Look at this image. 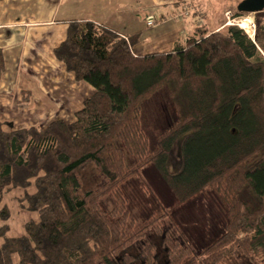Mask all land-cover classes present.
I'll use <instances>...</instances> for the list:
<instances>
[{
  "label": "trees",
  "instance_id": "obj_1",
  "mask_svg": "<svg viewBox=\"0 0 264 264\" xmlns=\"http://www.w3.org/2000/svg\"><path fill=\"white\" fill-rule=\"evenodd\" d=\"M256 14L255 39L234 24H202L173 50L144 56L134 53L139 33L72 20L55 55L95 91L73 122L8 129L0 120V206L20 188L19 207L38 216L10 236L11 210L0 207V264H222L238 252H264V11ZM164 86L178 118L150 150L141 108ZM117 141L136 157L131 166ZM150 164L180 204L207 190L220 196L224 230L199 252L165 228L161 204L144 221L130 219L122 186L145 181ZM90 166L107 179L104 191L84 187L80 173ZM102 192L116 200L110 211ZM149 228L164 260L154 242L131 250Z\"/></svg>",
  "mask_w": 264,
  "mask_h": 264
},
{
  "label": "crops",
  "instance_id": "obj_2",
  "mask_svg": "<svg viewBox=\"0 0 264 264\" xmlns=\"http://www.w3.org/2000/svg\"><path fill=\"white\" fill-rule=\"evenodd\" d=\"M192 4L191 0H0V120L8 129L76 120L95 89L77 80L55 55L72 20H92L125 36L139 33L134 53L144 56L169 52L192 33L197 25L185 31L183 20L204 12ZM151 16L157 22L153 27L147 24ZM222 27L220 23L207 28ZM22 193L18 190L16 198ZM5 198L1 206L6 205ZM17 217L23 225L38 218L23 210ZM23 233L24 226L19 232L9 231L10 236Z\"/></svg>",
  "mask_w": 264,
  "mask_h": 264
},
{
  "label": "rangeland",
  "instance_id": "obj_3",
  "mask_svg": "<svg viewBox=\"0 0 264 264\" xmlns=\"http://www.w3.org/2000/svg\"><path fill=\"white\" fill-rule=\"evenodd\" d=\"M192 5L199 6L200 10L194 20L189 18L186 21L185 31L190 30L195 25H202L214 28L217 24L224 23L234 24L241 28L240 19L242 17H250L251 30L243 28L251 38L255 39L257 22L256 12H242L238 10V4L242 0H191ZM197 9V10H199ZM230 17H227V13ZM187 13V11H186ZM206 15V17H205ZM223 25V26H224ZM141 124L142 130L148 139L150 150L155 148L158 136L168 129L178 118L177 109L170 95L168 87L164 86L155 92L151 97L143 101L141 108ZM12 126V125H9ZM117 144L124 148L121 141ZM126 166H131L136 157L131 155L125 148ZM264 157V153H263ZM144 180L139 178H131L126 181L122 190L127 198V207L130 213V219L135 221H144L151 214L156 213L159 205H163L169 211V216L163 219L165 228H170L172 232H178V239L182 242L190 243L196 252H199L209 242L216 238L225 227L226 211L220 196L213 191H203L182 204H180L170 190L164 178L158 172L154 165H148L143 169ZM80 178L85 188H92L96 191H104L107 186V179L100 171L90 166L80 173ZM20 190L16 189L6 194V205L11 210L10 222L11 230L23 229V224L18 221V214L21 213L16 194ZM243 198L249 199L245 193ZM116 204L114 196L108 192H102L100 197V205L110 211ZM25 211V210H23ZM21 216V215H20ZM128 232L130 228L126 229ZM148 242H154L158 248L155 251L162 260L165 259V253L160 247L161 237L158 236L152 228L146 230L145 237L135 242L131 248L134 253H138L143 245ZM139 264V263H138ZM222 264H264V252L258 251H242L226 258Z\"/></svg>",
  "mask_w": 264,
  "mask_h": 264
},
{
  "label": "water",
  "instance_id": "obj_4",
  "mask_svg": "<svg viewBox=\"0 0 264 264\" xmlns=\"http://www.w3.org/2000/svg\"><path fill=\"white\" fill-rule=\"evenodd\" d=\"M238 10L242 12L264 11V0H242L238 4Z\"/></svg>",
  "mask_w": 264,
  "mask_h": 264
},
{
  "label": "bare ground",
  "instance_id": "obj_5",
  "mask_svg": "<svg viewBox=\"0 0 264 264\" xmlns=\"http://www.w3.org/2000/svg\"><path fill=\"white\" fill-rule=\"evenodd\" d=\"M240 25L243 27V28H245L246 30H251V19H250V17H242L241 19H240Z\"/></svg>",
  "mask_w": 264,
  "mask_h": 264
},
{
  "label": "built area",
  "instance_id": "obj_6",
  "mask_svg": "<svg viewBox=\"0 0 264 264\" xmlns=\"http://www.w3.org/2000/svg\"><path fill=\"white\" fill-rule=\"evenodd\" d=\"M227 13V17L229 18L230 17V13L227 11L226 12ZM184 14H186V12L184 13ZM156 20L154 19V17H148V20H147V24H148V26H150V27H153V26H155L156 25Z\"/></svg>",
  "mask_w": 264,
  "mask_h": 264
}]
</instances>
